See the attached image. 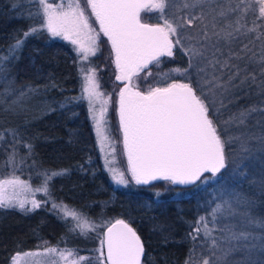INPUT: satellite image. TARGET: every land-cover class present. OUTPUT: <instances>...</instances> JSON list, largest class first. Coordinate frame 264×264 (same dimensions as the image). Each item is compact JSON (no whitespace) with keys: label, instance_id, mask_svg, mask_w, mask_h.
I'll list each match as a JSON object with an SVG mask.
<instances>
[{"label":"snow or ice","instance_id":"1","mask_svg":"<svg viewBox=\"0 0 264 264\" xmlns=\"http://www.w3.org/2000/svg\"><path fill=\"white\" fill-rule=\"evenodd\" d=\"M37 3L39 10L35 15L40 19V27H30L23 33L22 39H17L9 46L6 55H0V70L17 58V53L29 36L41 30H46L52 37L62 36L64 39H70L74 33L79 34L91 30L88 18L78 0L68 3L67 10L63 4L54 6L49 0H37ZM169 3L171 0H87L92 14L100 25V30L111 41L115 52V64L119 71L116 80L128 81V84L119 92V121L123 132V149L127 156V171L137 184H148L150 181L163 179L174 184L187 185L201 181L204 173L215 175L226 167L225 144L230 141L225 140L224 137L227 136L229 128L244 125L253 113L260 112L264 115V108L250 106L233 112L227 120L221 122L223 113L220 109L226 107L222 99L217 107L218 96H223L232 88L243 85H247L250 89L255 87L264 97V51L257 56L253 48L249 47V44H254V40L251 39L249 44H243L238 51H233L231 48L232 44L238 42V33L247 35L256 32L257 28L262 25L249 28L247 32L241 33L240 17L234 21L237 25L235 28L229 21L219 31H216L217 21L213 16L212 36L217 38L213 47H217L220 41H224L229 47L226 59L206 60L200 49H187L190 56L188 68L192 69L193 61H196L195 89L188 83L173 82L163 88L150 87L147 92L134 90L131 84L132 78L142 69L147 68L153 62L158 65L162 56L171 57L173 47L182 45L185 38H199L198 35L185 37L182 32L178 31L185 25L181 23L174 25L168 19H164L162 25L141 22L142 10L146 8L157 10L163 18ZM225 3L227 8H225ZM241 5L244 6L241 7ZM253 5L258 8V15ZM205 6L211 7V0H190L183 4L184 8H200L201 13L206 16ZM216 8L221 9L217 15L224 17L226 21L229 15L239 13L240 16H245L249 11H253L256 20L264 22V0H239L235 7L232 6V0H224V3L216 0V7L211 8L212 12H216ZM197 19L201 17L192 16L187 19L186 23L190 26ZM201 33L204 40L212 39V36H209L208 25H204ZM261 37H264V33L258 34L255 39L258 40ZM77 42V40H72L73 44ZM80 50L89 51L82 45ZM219 50L217 47V51ZM91 51L94 55V48ZM213 56L215 57V53ZM234 60L242 61L244 66L241 67L239 63H234ZM202 63H206L212 69L211 75L207 67L200 66ZM224 68L229 71L227 80L222 83L221 77L217 76L216 72ZM80 71L83 72L84 69L81 68ZM184 71L187 72L188 69ZM237 80L239 84L234 83ZM98 87L94 71H92V74L83 77L81 95L76 99L88 101L91 118L95 122L96 134L102 142L107 139L102 127L106 108L102 109L100 115L97 116L94 99L100 95L96 91ZM9 110L12 109L9 108ZM5 135H11L13 138V151L8 160L11 164L15 160V141L18 133L15 129H0V140H3ZM109 170L112 172V179L115 183L128 184L129 181L125 178L124 172L116 173L111 168ZM60 174L62 173L56 171L46 173V180ZM19 185L27 187L14 175L7 179H0V207L15 206L13 198L5 193L8 186L15 188ZM44 190L47 191V186ZM232 197V199H222L221 203L216 204L210 213L213 219L208 221L201 217L197 222L195 235L190 233L193 241H196L200 236L201 226H203V237L206 241H211V246L205 249L207 256L202 254L201 264H228V257L233 253L250 252L252 249H259L261 254H264V235L257 237L251 231L252 228L264 230V219L251 214L254 202L248 197L237 194H232ZM25 203L26 201H19L18 207L24 209ZM31 203L33 209L40 206L35 200ZM53 207L56 208L57 205L54 204ZM224 212L242 217L241 223L244 227L239 230H237L238 226L222 229L221 232L226 231L227 235L214 236L215 229L209 228L208 224L215 223L217 214L222 216ZM70 215L78 218L76 212ZM87 226L86 220L77 225L81 229ZM257 239L260 240L259 244L255 243ZM101 243L107 246V264H141L144 251L141 240L123 220H117L108 229L107 236ZM197 246L193 244L185 264H194ZM45 251L55 253L56 249ZM61 255L63 256V253ZM101 256H103L102 251ZM237 264H253V262L249 259L239 261Z\"/></svg>","mask_w":264,"mask_h":264},{"label":"trees","instance_id":"2","mask_svg":"<svg viewBox=\"0 0 264 264\" xmlns=\"http://www.w3.org/2000/svg\"><path fill=\"white\" fill-rule=\"evenodd\" d=\"M253 8L258 15V8L255 5ZM25 13L8 0H0V55H6L9 46L38 23V18ZM192 16H200L198 7L181 13L186 29L191 27L186 21ZM237 17H240L241 33L262 26L247 35L238 33L239 39L233 48L238 51L251 39L254 44L249 47L259 56L264 51V37L258 40L255 37L264 33V22L256 20L253 11L245 16L229 15L228 19L235 21ZM151 21L160 20L155 16ZM104 55L99 51L94 58L97 69L99 66L104 69ZM175 58L178 66L188 68L190 57L183 47L177 48ZM237 63L244 66L242 61ZM107 74L108 71L103 72V76ZM78 97L80 82L73 47L60 40L45 39L41 33L29 36L17 58L0 70V129L17 131L15 163L22 159L26 167L8 163L13 138L5 135L0 140V170L12 171L32 185L42 183L46 173H62L48 181L53 200L68 204L90 219L106 215L110 220H123L141 240L142 264H185L193 244L190 233L194 225L185 226L175 220L188 217L195 221L192 208L196 195L157 198L145 188L116 189L99 156L87 106L84 100L76 99ZM250 106L264 108V97L255 87L250 89L243 85L232 102V113ZM220 111L223 115L230 113L229 108ZM250 118V137H255L256 144H264V115L256 112ZM262 155L264 157V150ZM234 162L231 160L232 166ZM68 228L66 219L46 207H0V264H10L15 254L46 246H76L77 243L67 239ZM81 264L106 263L97 260Z\"/></svg>","mask_w":264,"mask_h":264},{"label":"rangeland","instance_id":"3","mask_svg":"<svg viewBox=\"0 0 264 264\" xmlns=\"http://www.w3.org/2000/svg\"><path fill=\"white\" fill-rule=\"evenodd\" d=\"M8 1L13 5L20 7V11L22 13L26 12L25 15H32L34 18H38V23L35 25V27H40V19L35 15V13L39 10L37 0ZM49 2H52L54 6L63 4L65 10H67L68 3L74 2V0H49ZM78 2L81 9L84 11L85 16L88 18V23L91 29L90 31H84L79 34L74 33L71 35L70 39H64L62 36L52 37L46 30H41L37 33H41L45 39L60 40L70 44L73 47L77 59L80 95L83 86V77L85 75L92 74V71H94L96 83L99 85L96 91L100 94L94 99V108L97 116L100 115L102 109L106 108L102 127L104 129V135L107 137V139H104L102 142L96 134L94 126L95 122L91 118L88 101L85 99L84 102L89 113L90 124L97 143L99 156L101 158L103 167L111 179L114 187L122 191L145 188L148 193L153 194L157 198L160 195H170L169 197L171 199H177L190 194L196 195V204L192 208L195 221L192 222L193 220L189 219L188 217L175 220L176 223L179 221V223L185 226H191V224H193L194 227L191 232L193 235H195V229L199 219L204 217L206 220L211 221L213 219L210 214L211 209L215 208L216 204L221 203L222 199H232V194L248 197L254 202L251 209V214L258 218L264 219V179L261 178V176H264V157L263 155L261 156L262 150H264V144H256L257 140L250 138L249 131L251 130V127L249 126V120L252 118H249L244 125L231 126L229 128L227 136L224 137L225 140L230 141V143L225 144L226 167L221 169L220 172L216 173L215 175L211 173L208 175L205 173L203 174L201 181H197L196 183L186 187L179 186L182 189L178 190L174 189V187H171L173 183L169 181H160L150 184H137L131 178L130 173L127 171V156L123 149V132L119 121V92L125 87V85L128 84V81L116 80V76L119 74V71L116 68L115 52L112 49L111 41L100 30V25L98 21H96L95 16L92 14V10L87 4V0H78ZM185 2H190V0H171V3H169L168 7H166L164 11L163 18H161V14L157 10L146 8L140 13V20L142 23L150 25H162L164 19H168L174 25L176 23L183 24L182 22L184 21L181 20V13H184V10L191 8H184L183 4ZM220 2L224 3V0H220ZM233 2L232 6L235 7ZM215 7L216 0H211V7L205 6L204 9L207 13L206 16L203 15L200 8H198L200 10L199 17H201V19L194 20L190 28L186 29L184 27L178 31L182 32L185 37L189 35H198L199 38H185L182 41V45H175L173 47V55L171 57L162 56L160 57V63L158 65L153 62L149 64L147 68L142 69L136 76L132 78L131 84L134 86V90L147 92L150 87L163 88L167 87L173 82L188 83L195 89V81L197 79L195 68L196 61H193L194 69L178 66L177 60L175 58L177 48L183 47L186 52L188 48L200 49L203 51L206 60H213L214 58H219L221 60L226 59L229 47L224 43V41H220V43L217 45V47L220 49L219 51H217V47H213V45L216 44L217 39L215 36H212L213 16L216 17L217 21L216 31H219V29L223 27V24H226L229 21L232 22L233 28H235L237 25L233 21L234 17L228 19L227 21L225 20L224 23L221 24L219 21H223L225 18L217 15V13H219L221 10L220 8H216V12H212L211 8ZM225 8H227L226 3ZM155 16H157L160 21H151V19ZM204 25H208L209 36H212L211 40L203 39L201 29H203ZM72 40H77L78 42L73 44ZM244 42H246V39H244ZM81 45L84 49H88L89 51H81ZM234 45L235 43L231 45V48L233 51H237L233 48ZM93 48L95 50L94 55L91 51ZM99 51H103L105 54L104 69L100 66L97 69L95 66L94 58L99 54ZM214 53L215 57L213 56ZM187 54L189 55L188 52ZM233 62L237 63L238 61L234 60ZM200 66L207 67L209 75H211L212 69L207 66L206 63H202ZM81 68L84 69L83 72L80 71ZM176 69H180V71H176ZM185 69H188V71L185 72ZM104 71H108L106 77L103 76ZM228 71L229 70L227 68H224L216 72V75L221 77L222 83L223 81L227 80ZM234 83L239 84V81H234ZM241 87L242 86L232 88L229 92L224 93L223 96L217 97V107H219V102L222 99L223 103L226 105L225 108L230 109V113L223 115L221 122L227 120L232 114V102L235 95L240 92ZM105 101H107V103H105ZM234 137L238 139H233ZM231 160L232 162L235 161L233 166L231 165ZM15 162L16 161L14 160V162L11 164H14ZM24 163L25 162L21 159V161L17 164L15 163L14 166H24L25 169L26 166ZM110 168L114 169L116 173L121 171L124 172L125 178L129 181L128 184L122 185L115 183V181L112 179V172L109 170ZM3 171V169L0 170V179H7L14 175L27 185V187L24 185H19L15 188L12 186L7 187L5 194L13 198V204L15 205L11 207L19 208L18 202L23 200L26 201L24 209H33L31 202L33 200L37 201L40 204V206L37 208L46 207V209L48 208L49 211H52L53 213L67 220L69 225V235H67V239L72 243H77V245L75 244L76 246L73 247L46 246L39 250L18 253L11 258L10 264H81L85 261L96 262L97 260L106 263L103 245L101 242L104 240L103 236L105 229L118 219L110 220V218L106 215H101L96 219H90L68 204L53 200V198L50 196L48 185L49 180H46V176L42 180V183H39L38 185H32L29 180L22 179L19 175L12 171H9L8 173H3ZM156 183L160 184L157 185ZM45 186H47V191L44 190ZM54 204L57 205L56 208L53 207ZM177 211L179 212V209H177ZM72 212H76L78 218H74L72 215H70ZM84 220L88 222V226L84 229L77 227V225ZM241 221L242 217L240 216H233L228 212H224L221 216L218 213L217 221L215 223H209L208 227L215 229L213 232L214 236H220L222 234L227 235L226 231L222 233L221 230H226L228 228L237 226V230H239L240 228L244 227ZM251 231L253 232V235L257 237L264 235V230L259 228H252ZM194 243L198 245L195 249L194 264H201L202 254L207 256L205 249L211 246V241H206L203 237V226H201L200 229V236L196 241H193V244ZM255 243L259 244L260 240L257 239ZM193 244L191 248L193 247ZM46 249H56V252L48 253L45 251ZM101 251L103 252V256H101ZM61 253H63V256ZM69 253H71V255H69ZM249 259L253 262V264H257V262L258 264H264V254H261L259 249H252L250 252L233 253L228 257V264H237L239 261H246Z\"/></svg>","mask_w":264,"mask_h":264},{"label":"water","instance_id":"4","mask_svg":"<svg viewBox=\"0 0 264 264\" xmlns=\"http://www.w3.org/2000/svg\"><path fill=\"white\" fill-rule=\"evenodd\" d=\"M205 174V173H204ZM160 181H167V180H163V179H159V180H154V181H150L148 184H150V183H154V182H160ZM169 182H171V181H169ZM172 183V182H171ZM174 184V183H173ZM175 186H189V185H191V184H187V185H183V184H174ZM116 222H114V223H112L111 225H109L106 229H105V231H104V240H105V238H106V236H107V232H108V229L110 228V227H112V225H114ZM117 227H119V226H117ZM103 240V241H104ZM103 252H104V256H105V261H106V256H107V246H106V244H104L103 245ZM144 253V252H143ZM142 258H143V254H142V256H141V261H142ZM106 264H107V262H106Z\"/></svg>","mask_w":264,"mask_h":264}]
</instances>
